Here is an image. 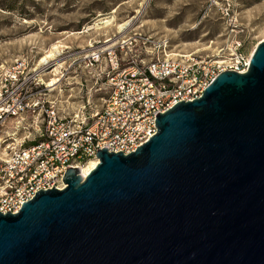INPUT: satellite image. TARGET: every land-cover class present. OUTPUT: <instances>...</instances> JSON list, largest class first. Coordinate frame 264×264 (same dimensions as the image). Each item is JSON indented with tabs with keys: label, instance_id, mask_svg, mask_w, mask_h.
<instances>
[{
	"label": "water",
	"instance_id": "1",
	"mask_svg": "<svg viewBox=\"0 0 264 264\" xmlns=\"http://www.w3.org/2000/svg\"><path fill=\"white\" fill-rule=\"evenodd\" d=\"M133 152L0 212V264H264V39Z\"/></svg>",
	"mask_w": 264,
	"mask_h": 264
},
{
	"label": "built area",
	"instance_id": "2",
	"mask_svg": "<svg viewBox=\"0 0 264 264\" xmlns=\"http://www.w3.org/2000/svg\"><path fill=\"white\" fill-rule=\"evenodd\" d=\"M250 53L234 37L210 55L172 53L166 38L152 34L115 38L83 57L98 69L99 107L70 114L43 96L46 87L24 57L13 59L0 71V212H16L38 190L64 187L66 168L96 158L95 150L133 152L155 132L156 114L198 97L223 70L244 72ZM30 131L37 141L24 145Z\"/></svg>",
	"mask_w": 264,
	"mask_h": 264
},
{
	"label": "rangeland",
	"instance_id": "3",
	"mask_svg": "<svg viewBox=\"0 0 264 264\" xmlns=\"http://www.w3.org/2000/svg\"><path fill=\"white\" fill-rule=\"evenodd\" d=\"M226 5L234 31L222 16ZM133 34L162 36L172 53L203 55L234 37L250 53L264 38V0H0V71L24 57L46 87L43 96L59 109L70 114L82 105L99 107L98 69L83 57ZM30 120L24 115L23 124ZM32 136L30 131L24 145Z\"/></svg>",
	"mask_w": 264,
	"mask_h": 264
},
{
	"label": "bare ground",
	"instance_id": "4",
	"mask_svg": "<svg viewBox=\"0 0 264 264\" xmlns=\"http://www.w3.org/2000/svg\"><path fill=\"white\" fill-rule=\"evenodd\" d=\"M108 23V21H107ZM121 27V26H120ZM264 39V38H263ZM262 40V39H261ZM54 49H56L55 47L53 48V51H51L45 58L42 59V62L47 61L46 58H50L53 56L54 53ZM59 67V66H58ZM56 70V69H55ZM57 71V70H56ZM57 80H52L48 86H52ZM98 162V160L96 158H88L87 161L85 163H83L82 165H78L76 166L78 168V171L81 175V177H84L88 171L94 167V165ZM81 166V167H80ZM66 186V185H64ZM63 188V187H62Z\"/></svg>",
	"mask_w": 264,
	"mask_h": 264
},
{
	"label": "trees",
	"instance_id": "5",
	"mask_svg": "<svg viewBox=\"0 0 264 264\" xmlns=\"http://www.w3.org/2000/svg\"><path fill=\"white\" fill-rule=\"evenodd\" d=\"M37 141V139L36 140H31L30 142H28V144H26V145H30V144H33V143H35Z\"/></svg>",
	"mask_w": 264,
	"mask_h": 264
}]
</instances>
